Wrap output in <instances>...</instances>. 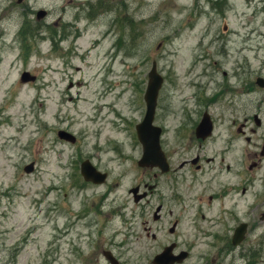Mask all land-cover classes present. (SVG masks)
<instances>
[{
	"label": "rangeland",
	"instance_id": "1",
	"mask_svg": "<svg viewBox=\"0 0 264 264\" xmlns=\"http://www.w3.org/2000/svg\"><path fill=\"white\" fill-rule=\"evenodd\" d=\"M39 10L48 17L38 20ZM155 62L167 80L158 115L169 141L187 128L181 123L190 125L184 113L203 109L195 102L202 84L213 87L206 96L231 88L225 95L236 108H261L264 118V90L255 85L264 77V0H0V264H111L105 251L121 264H152L164 245L185 248V241L195 248L184 264H264V226L231 253L223 251V237L235 228H221L218 254L203 225L191 226L196 213L169 196L166 181L164 197L136 204L130 194L152 175L138 165L136 126ZM246 62L252 72L246 66L240 79L234 71ZM26 72L35 83L21 81ZM226 100L213 106L218 117ZM60 131L77 143L60 140ZM87 160L110 175L106 184L84 181ZM183 161L177 171L197 175L193 166L181 168ZM186 192L192 200L191 187ZM159 205L161 230L153 223Z\"/></svg>",
	"mask_w": 264,
	"mask_h": 264
},
{
	"label": "flooded vegetation",
	"instance_id": "2",
	"mask_svg": "<svg viewBox=\"0 0 264 264\" xmlns=\"http://www.w3.org/2000/svg\"><path fill=\"white\" fill-rule=\"evenodd\" d=\"M185 103L189 105L190 102L185 99ZM215 105L216 100L210 99L205 109L192 115L184 113L190 125L181 130V140L170 141L164 146L170 171L164 174L155 167L151 168L149 182L138 188L140 193H148V198L155 194L164 197L163 182L166 181L169 196L176 198L179 203L185 202L190 212L196 213V221H192L191 226L197 230L202 224L207 230L204 231L205 237L211 240L210 243L219 254L220 235L224 233L221 228L233 227L235 233L238 227L244 226L249 233L253 228L264 226V123L257 121L258 115L251 117L247 109L223 108L221 117H218L214 114L217 111L213 108ZM205 115L210 124L203 125L198 132ZM166 131L163 129V138L167 137ZM179 158L184 159L181 168L193 166L197 175H190L192 171H177L176 162ZM237 164H242V170H236ZM188 187L194 192L190 201L186 192ZM158 207H161V212L153 214V223L161 230L166 227L161 215L164 206ZM182 222L183 217L174 219L170 225L175 232L169 233L177 236ZM144 223L149 236L152 228L147 220ZM211 227H217L218 232H210L208 229ZM230 230L223 237L229 244L223 251L228 253L237 249L232 247L233 237L228 234ZM152 235L153 239H157L156 234ZM183 244L185 248L176 242L164 245L161 252L171 247L175 256L187 253L189 260L193 256L195 243L190 245L185 241ZM258 255L256 251L253 258Z\"/></svg>",
	"mask_w": 264,
	"mask_h": 264
},
{
	"label": "water",
	"instance_id": "3",
	"mask_svg": "<svg viewBox=\"0 0 264 264\" xmlns=\"http://www.w3.org/2000/svg\"><path fill=\"white\" fill-rule=\"evenodd\" d=\"M44 16L39 13V18ZM30 75L26 73L23 76V81L28 82L29 80H35V78H29ZM163 78L157 72V66L154 64L152 71L149 74V85L146 92V102L148 104V111L144 122L137 127L140 141L144 146V156L140 161L141 166L148 167L151 162H155L157 165L165 169V159L162 156V152L159 148V132L160 129L154 128L153 122L156 113L157 100L160 89L162 88ZM259 84L264 86V80H260ZM60 138L74 141V138L65 132H60ZM34 166L31 165L26 168L28 173L33 172ZM82 175L85 177L86 181H92L96 184H103L107 179V174L99 172L90 161H86L82 166ZM138 190H135V193ZM141 198L137 199L140 200ZM243 238V235L241 236ZM111 255V254H110ZM108 254L107 257L113 262V259ZM175 261L165 253L156 258L155 264H173ZM116 264V263H114Z\"/></svg>",
	"mask_w": 264,
	"mask_h": 264
}]
</instances>
